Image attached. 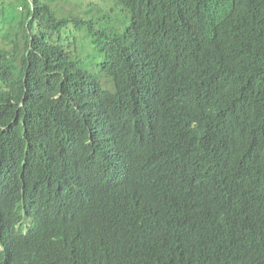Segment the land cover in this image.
Here are the masks:
<instances>
[{
    "label": "trees",
    "instance_id": "obj_1",
    "mask_svg": "<svg viewBox=\"0 0 264 264\" xmlns=\"http://www.w3.org/2000/svg\"><path fill=\"white\" fill-rule=\"evenodd\" d=\"M22 1L0 30V263L264 264V0Z\"/></svg>",
    "mask_w": 264,
    "mask_h": 264
},
{
    "label": "rangeland",
    "instance_id": "obj_2",
    "mask_svg": "<svg viewBox=\"0 0 264 264\" xmlns=\"http://www.w3.org/2000/svg\"><path fill=\"white\" fill-rule=\"evenodd\" d=\"M51 6L53 11L59 17L69 16L72 18H83L89 20V17L93 13L97 20L101 18L98 16V11L104 13H111L113 9L121 11V7L115 3L114 0H46ZM3 3L4 6L3 7ZM10 5V6H9ZM26 6V2L22 0H0V30H7L9 28V23L15 18H24L26 12L21 10L22 7ZM116 12L115 16L104 17L98 29L104 28L108 25L110 28H120L122 29L124 23L126 22L124 29L129 25L131 20V13L129 14L122 10L121 12ZM129 17V18H128ZM128 19V20H127ZM9 48L6 43L0 38V49ZM19 63V62H18ZM3 90V86L0 84V92Z\"/></svg>",
    "mask_w": 264,
    "mask_h": 264
},
{
    "label": "clouds",
    "instance_id": "obj_3",
    "mask_svg": "<svg viewBox=\"0 0 264 264\" xmlns=\"http://www.w3.org/2000/svg\"><path fill=\"white\" fill-rule=\"evenodd\" d=\"M22 10V9H21ZM129 18V17H128ZM98 70H99V65H97V66H92V68H91V70H90V72H92V73H98ZM103 73H100V74H98L100 77H101V75H102ZM104 80H105V78L104 77H102V85L103 86H106L107 84L104 82ZM110 188L108 187V186H106V187H104L103 189H102V191H107V190H109ZM89 191H91V190H89ZM88 191V192H89ZM89 196V198H88V200H90V202H91V205H92V207H93V211H102V210H105L106 208H108V206L110 205V203H111V201H106L105 203H104V209H102L99 205H98V203L97 202H95V200H94V196H95V193L94 192H92L91 191V194H88ZM64 213H68V212H62L61 214L63 215ZM68 214H70V213H68ZM68 216H70V215H68ZM31 227V225H30V222L28 221V219L26 218L25 220H23L21 223H19L18 225H17V227H16V231L18 232V234L17 235H19L20 236V234H22L23 236H26L27 234H28V231H29V228Z\"/></svg>",
    "mask_w": 264,
    "mask_h": 264
},
{
    "label": "bare ground",
    "instance_id": "obj_4",
    "mask_svg": "<svg viewBox=\"0 0 264 264\" xmlns=\"http://www.w3.org/2000/svg\"><path fill=\"white\" fill-rule=\"evenodd\" d=\"M207 39V38H206ZM219 61V60H218ZM215 63V62H214ZM197 89V88H196ZM249 100V99H248ZM207 111V110H206ZM218 122V121H217ZM260 130V129H259ZM205 142V141H204ZM102 145L104 146V147H106V148H110V145H109V143L107 142V140H102ZM116 154H117V156L119 157L118 159H116L115 161H114V163L115 164H117V165H119V164H121L122 163V161H121V155H120V153L119 152H116ZM120 174V172H116V173H111V176H112V178L116 181V182H114V184H119V185H121V180L118 178V175ZM123 174L125 175L126 174V172H123ZM123 188V190H126V191H124V193L125 194H127V195H130V193H129V187L128 188H125V187H122ZM82 190H85L84 192H81V191H78V193H80V195L81 196H83L85 199H88L89 197V195L88 194H91V191H89V192H87L86 190V187H85V189H82ZM94 200H95V202H97L98 203V205L102 208V209H104L105 207H104V202H101V201H99L98 199H96L95 197H94ZM89 208L92 210L93 209V207H92V205H89ZM93 211H90V212H88L87 213V216H91V215H93V213H92ZM2 225H4V222H2L1 223ZM32 229H33V223H32ZM4 234H8V232H5ZM17 237H18V235H17ZM5 255H7V254H5ZM9 259L11 258V257H8ZM9 259H7L6 260V262H8L9 261ZM0 264H5V263H0Z\"/></svg>",
    "mask_w": 264,
    "mask_h": 264
}]
</instances>
